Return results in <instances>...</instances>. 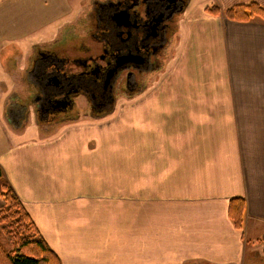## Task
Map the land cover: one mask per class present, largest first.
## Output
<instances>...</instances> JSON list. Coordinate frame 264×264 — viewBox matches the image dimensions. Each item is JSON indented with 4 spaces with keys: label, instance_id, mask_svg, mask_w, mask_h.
I'll return each instance as SVG.
<instances>
[{
    "label": "crops",
    "instance_id": "obj_1",
    "mask_svg": "<svg viewBox=\"0 0 264 264\" xmlns=\"http://www.w3.org/2000/svg\"><path fill=\"white\" fill-rule=\"evenodd\" d=\"M77 1L0 3L4 180L61 264L63 255L77 257L82 244L58 249L49 229L80 232L83 213L77 225L73 213L93 204L111 213L98 256L94 248L86 257L94 264H242L247 247L264 238V21L229 22L206 9L223 13L254 2L264 10V0H188L169 59L137 96L136 118L121 117L120 127L114 123L105 128L112 127L111 133L100 132L108 142L98 150H89L82 131L13 143L11 135L26 130L5 129L1 101L16 93L25 97L26 70L36 50L20 58L19 72L9 65V54L18 43L48 37L63 23L51 38L56 41L90 7L91 0L88 7ZM119 130L125 142L120 146L111 143L118 142ZM114 154L122 163L114 167L116 174L103 167ZM59 161L63 168L55 169ZM76 199V206L66 204ZM232 199L246 204L242 230L228 217Z\"/></svg>",
    "mask_w": 264,
    "mask_h": 264
},
{
    "label": "flooded vegetation",
    "instance_id": "obj_2",
    "mask_svg": "<svg viewBox=\"0 0 264 264\" xmlns=\"http://www.w3.org/2000/svg\"><path fill=\"white\" fill-rule=\"evenodd\" d=\"M187 2L91 1L81 21L62 28L61 42L35 51L26 70L34 81L14 104L33 109L36 124L47 131L75 125L83 114L99 121L114 113L120 99L144 90L164 53V62L169 59Z\"/></svg>",
    "mask_w": 264,
    "mask_h": 264
},
{
    "label": "rangeland",
    "instance_id": "obj_3",
    "mask_svg": "<svg viewBox=\"0 0 264 264\" xmlns=\"http://www.w3.org/2000/svg\"><path fill=\"white\" fill-rule=\"evenodd\" d=\"M0 1H2V0H0ZM91 1H93V0H91ZM77 2H78V6L80 4L79 2H83V4H82L83 7L88 5V2L86 3V0H82V1L78 0ZM204 5L206 7L205 3L201 6L203 7ZM83 17H85L84 13L82 16L79 15L77 18L74 17L75 19L72 18V21L74 20L75 21L74 23H77L78 21H81L80 19H83ZM68 21H70V20H66V22H68ZM178 21H179V17L177 18L176 26H177ZM74 23H72V24H74ZM62 24L63 23H60V25L58 27L60 28V26ZM72 24H70V25H72ZM70 25H68V26H70ZM58 27H54L53 32L52 33L49 32L48 37L37 36V37H33L32 40H27V41H24L22 43H18V45H16L13 48V50L10 52L9 57H8V61H9L8 63H9V65H11L13 70H16V72H19V69L22 66L21 65L22 61L20 58L23 55H25L26 52L31 53L32 50H34V48L39 49L44 45L47 47L49 45H54V44H58V42H61L63 30L60 31V36L58 37V39L56 41H52V39H54V37L56 36L55 33H56V29ZM176 29H177V27H176ZM44 38H46V39H44ZM171 44H172V42H171ZM33 46H35V47H33ZM10 57H11V59L9 60ZM31 58H30V60H31ZM162 58H161V61L159 63V67H158L159 69L157 70V72L153 75V77L149 76L148 79L146 80V83H145L146 87L155 82V78L159 74L160 68L162 67V65L164 63H166V62H164V60H165V58H167V54L164 53ZM14 61H17V63ZM33 81H34V79L32 78V76L30 78H28V83L33 82ZM144 86L142 88H144ZM14 87L16 89H18L17 86H14ZM18 94L19 93L11 95L8 99L3 98V100L1 101L2 108H3V105L5 103L4 109H3V121L6 124L5 125L3 123V125H4L5 129L7 131H9L11 129L10 130L11 133H12V131L20 133L21 129L26 130L25 132L21 133L20 135L12 134L11 135V141L13 143L19 142L21 140H25V141L34 140V138L37 136L38 137H44L45 136V137H47L48 140H52L55 138V136L56 137L62 136L65 131H82V132L87 134V137H88L87 144H88L89 150L90 151H96L100 147H103L104 143L107 144V142H108V141H103L104 137H106V134H100V132L102 133V131L107 130L108 133H111L112 127L108 128V129H105V128L109 127L111 124H114V123H116V125H118L120 127V122H122V120H120L121 117H132L133 119L136 118L135 113H136V110L138 108L137 97L136 98L132 97L130 99L122 98V99H120V101H118V103L116 105L117 110L113 115L102 117L99 121H94V120H91L93 118L90 117L89 115L83 114V115H81V117H76L74 122H77V123H75V125L72 124L73 122H71V125H66L63 127H61V125H58V126L54 127L56 129L47 131L45 127H39V125L36 124V117L34 116L33 109L25 110V108L21 107L22 109L20 110V107L14 104V103H17L16 99L23 97L22 95H18ZM19 96H21V97H19ZM22 99H24V98H22ZM22 99H19V100H22ZM80 103H82V105H80V107L84 108L83 102H80ZM67 124H69V123H67ZM73 128H75V129L78 128V129L70 130ZM97 130H100V131L97 133ZM130 130H134V128L130 129ZM92 131H93V134H92ZM120 133H121L120 130L115 133L118 137V140H117L118 142L115 143L114 141H112L111 142L112 144H118L120 146V145L125 143L123 141H120L121 140ZM95 134L99 135L100 138H102V141L99 140L96 143L95 140L92 138V136H94ZM26 144H29V143L26 142ZM109 144H108V146H109ZM120 163H121V158L119 157L118 154H114V156L108 158V161H106V159H105V162L103 163V167L104 168L105 167H111L115 173L116 169L114 167H118V165ZM62 165H63V163L59 161L57 163V166L55 167V169H58L59 166L62 169L63 168ZM2 177H4V176L2 175ZM9 187L11 188V186H9ZM80 198L82 199V201H89V200L93 199V202H97L96 199H99L95 196L86 197V198L84 196H82ZM78 201L81 202V200H78ZM66 204H69L70 206L74 207L77 205V199L74 202H69ZM1 206H2V203H0V207ZM80 212L83 213L81 220H84V222H85V227H84L85 229H83V227H82L80 232L75 233L74 231L70 230L69 235H65V234L61 235L59 233L58 234L54 233L53 229H49V233L51 234V237L55 240V246L58 249L61 247L73 248V242L77 244L76 245L77 247H78V245L82 244L80 253L78 254L77 257H75L74 254L71 255L70 253L63 255V257H61L63 264H94L97 261H95L94 259L87 260L86 257L88 256V254L90 252H93L94 248L96 250L95 254L98 256L99 251H100L99 249L101 248L100 243L105 239V236H106L109 218L111 219V213L105 214L104 211L100 212L99 207L97 205L93 204L92 207H89L88 209H86L84 211H79L77 213H73L74 217H76V222L73 224L77 225V222L80 219ZM67 214H69V213L67 212ZM101 217H102V220H101ZM85 220H88V221L86 222ZM46 225L48 226V224H46ZM254 250H257L256 254H253ZM103 262H104V260H103ZM242 264H264V243L262 242V243L257 244V245L254 243L250 244L249 247H247V250L244 254V261Z\"/></svg>",
    "mask_w": 264,
    "mask_h": 264
},
{
    "label": "trees",
    "instance_id": "obj_4",
    "mask_svg": "<svg viewBox=\"0 0 264 264\" xmlns=\"http://www.w3.org/2000/svg\"><path fill=\"white\" fill-rule=\"evenodd\" d=\"M206 10L215 16L223 14L227 21L234 23L246 24L254 18L264 21V10L254 2L234 6L223 13L217 7ZM0 203V264H61L2 177L1 171ZM245 211L243 200H230L228 217L237 230L243 229ZM260 242L264 243V238Z\"/></svg>",
    "mask_w": 264,
    "mask_h": 264
}]
</instances>
